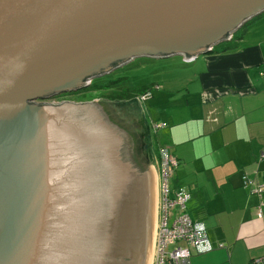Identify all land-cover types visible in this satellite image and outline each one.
Instances as JSON below:
<instances>
[{"label": "water", "instance_id": "obj_1", "mask_svg": "<svg viewBox=\"0 0 264 264\" xmlns=\"http://www.w3.org/2000/svg\"><path fill=\"white\" fill-rule=\"evenodd\" d=\"M264 0H0V264H152V167L94 102L140 57L196 59Z\"/></svg>", "mask_w": 264, "mask_h": 264}, {"label": "crops", "instance_id": "obj_2", "mask_svg": "<svg viewBox=\"0 0 264 264\" xmlns=\"http://www.w3.org/2000/svg\"><path fill=\"white\" fill-rule=\"evenodd\" d=\"M245 35L188 62L184 100L150 120L153 154L157 146L176 157L171 186L190 194L187 212L215 246L190 264H253L264 255V191H254L264 184V37Z\"/></svg>", "mask_w": 264, "mask_h": 264}, {"label": "rangeland", "instance_id": "obj_3", "mask_svg": "<svg viewBox=\"0 0 264 264\" xmlns=\"http://www.w3.org/2000/svg\"><path fill=\"white\" fill-rule=\"evenodd\" d=\"M245 32L246 35L244 38L246 39L249 37H264V13L247 21L240 29L233 33V39L215 45V48L236 44L239 36H242ZM213 50L214 47L211 51ZM190 67L191 65L185 62L181 56H173L166 59L140 57L110 74L93 79L95 84H106L111 80L119 79L118 82L109 86L111 87L109 89L108 87L106 89H97L91 86L83 90L60 94L52 98V101L55 103L66 100L73 103L91 101L100 104L110 120L120 128L119 138L122 142V148L126 150V155H138L144 157L149 162L152 167L154 187V239L158 224L157 217L160 213L161 184L158 174V164H155V158H158V156L156 152L153 154V145L157 144L158 139L155 138L156 134L152 133L153 125L150 120L156 118V113H166L167 109H171L173 102H182L184 100L183 95H185L186 89L181 87L187 83ZM156 83L160 84L161 87L159 93L155 90L157 86L154 88ZM145 84L152 86L149 90L153 94H146L147 97L141 103L138 101L145 94H141L138 98L123 100L122 102L119 100H111L106 96L110 94L109 91L112 92L110 89L120 92L139 90ZM171 182L169 180L170 185ZM173 246L170 244L168 249L173 248Z\"/></svg>", "mask_w": 264, "mask_h": 264}, {"label": "built area", "instance_id": "obj_4", "mask_svg": "<svg viewBox=\"0 0 264 264\" xmlns=\"http://www.w3.org/2000/svg\"><path fill=\"white\" fill-rule=\"evenodd\" d=\"M230 39H233L231 34ZM192 62L195 59H185ZM264 75V72H262ZM147 95L140 97L144 100ZM156 125L155 127H157ZM158 174L160 180L161 204L157 217L152 264H190L193 253H205L215 246L210 242L207 230L200 221L193 220L187 212L188 192L171 189L169 179L177 167V159L166 148H159ZM244 186L252 185V181L242 176ZM254 191L260 195L264 184H259ZM261 215V210L259 211ZM174 245L168 249L169 245ZM218 244L217 247H222ZM253 264H264V255L253 259Z\"/></svg>", "mask_w": 264, "mask_h": 264}, {"label": "trees", "instance_id": "obj_5", "mask_svg": "<svg viewBox=\"0 0 264 264\" xmlns=\"http://www.w3.org/2000/svg\"><path fill=\"white\" fill-rule=\"evenodd\" d=\"M215 48V47H214ZM188 63V62H187ZM122 67V66H121ZM121 67H119V68H121ZM116 69H118V68H116ZM115 69V70H116ZM114 70V71H115ZM119 81V79L117 80H111V81H109L108 83H106V84H104V83H100V84H95L94 83V80H92L91 81V83H90V85L88 86V87H91V86H93V87H95V88H97V89H106L107 87H108V89L109 88H111V87H109V86H111V85H113V84H115L116 82H118ZM154 86V85H153ZM157 86V88H158V85H157V83L155 84V86H154V88ZM87 87V88H88ZM152 86L151 85H149V84H145L141 89H139V90H126V91H113V89H110V90H112V92L111 91H109L110 92V94H108V95H106V96H108L111 100H119V101H126L127 99H131V98H138L141 94H148V95H151V92H150V88H151ZM168 150V149H167ZM155 152H156V154H157V156L159 157V149L157 148V146L155 147ZM168 152H169V150H168ZM170 153V152H169ZM177 162H178V160H177ZM177 166H178V164H177ZM177 168V167H176ZM172 177H173V175H172ZM172 177L169 179V180H171L172 179ZM170 187H171V189H172V186L170 185ZM175 189H179V188H175ZM181 190V189H180Z\"/></svg>", "mask_w": 264, "mask_h": 264}, {"label": "flooded vegetation", "instance_id": "obj_6", "mask_svg": "<svg viewBox=\"0 0 264 264\" xmlns=\"http://www.w3.org/2000/svg\"><path fill=\"white\" fill-rule=\"evenodd\" d=\"M54 98V97H53ZM49 101H52V99L51 100H49ZM64 101H66V100H64Z\"/></svg>", "mask_w": 264, "mask_h": 264}]
</instances>
